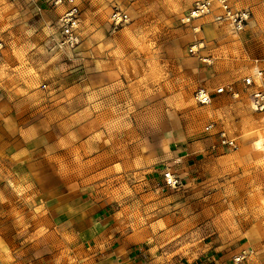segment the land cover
I'll return each instance as SVG.
<instances>
[{"label": "rangeland", "instance_id": "374dc122", "mask_svg": "<svg viewBox=\"0 0 264 264\" xmlns=\"http://www.w3.org/2000/svg\"><path fill=\"white\" fill-rule=\"evenodd\" d=\"M195 1L76 0L71 43L60 27L67 3L0 0V264L86 263L64 209L48 202L66 180L90 196L107 187L159 264H199L211 244L264 264V113L244 83L256 71L249 58L264 57V0H229L251 13L240 32L216 19L219 0L184 23ZM199 88L209 105L195 100ZM64 115L68 178L56 172L67 167L56 142ZM181 140L213 144L205 172H176L182 185L172 187L159 159Z\"/></svg>", "mask_w": 264, "mask_h": 264}, {"label": "crops", "instance_id": "0c3cea01", "mask_svg": "<svg viewBox=\"0 0 264 264\" xmlns=\"http://www.w3.org/2000/svg\"><path fill=\"white\" fill-rule=\"evenodd\" d=\"M40 11L43 15L49 12L48 10ZM58 11L54 10L49 13L56 15ZM255 22L257 24V21ZM257 28H259L258 25ZM249 61L255 66V70H264V57L253 56V59L250 57ZM73 89L72 86H66L64 91L69 93ZM69 100L71 99H67V103L57 110L66 107ZM61 118H65L60 125L64 127L61 131L63 133L56 142L64 144L60 148L64 151L59 159L64 163L63 167H67L65 169L60 167V170L56 172L68 178L71 172L68 169L71 158V148H68V144L71 143H69L67 134V117L64 115ZM212 144V141L205 140H181L176 148L172 150L169 148L159 161L165 165V168L177 172L184 180L196 178L205 172L206 168L203 164L207 161L205 156L208 152L210 153L208 149ZM88 160L85 161L87 165H89ZM114 163L122 164L121 160L116 157ZM63 179L66 180V177ZM87 189L90 191V188ZM87 189H79L74 183L66 180L63 193L56 200H48L50 205L55 203L56 206H62L64 209L66 216L64 222L70 226L67 229H70L71 242L74 248L83 254L85 264H159V257L155 254L154 247L141 245L142 240L139 234L129 229V223H127L129 219L123 216L122 209L115 204L116 198L111 195L110 190L105 187L101 190L103 194L90 196L85 193ZM226 247L228 246L224 244L209 245L205 250L204 260L199 264H231L232 256L236 251L231 247L230 249Z\"/></svg>", "mask_w": 264, "mask_h": 264}, {"label": "built area", "instance_id": "2783aa9c", "mask_svg": "<svg viewBox=\"0 0 264 264\" xmlns=\"http://www.w3.org/2000/svg\"><path fill=\"white\" fill-rule=\"evenodd\" d=\"M214 0H197L192 5L190 10L185 14L183 17L184 23H192L194 20L214 13ZM47 4L51 6H58L64 3L68 4V7L62 13L60 17V27L61 32L65 37L66 42L71 43L74 41V36L71 33L70 29L75 26L79 7L76 3V0H44ZM220 7L222 12L220 14H216V19L225 20L228 24L232 26V29L236 32H240L244 30L247 22L250 19L251 13L247 10H234L231 5L229 4V0H219ZM120 14L117 13L115 16H119ZM117 19L122 20V16L118 17ZM4 48L3 41L0 40V55L2 54V50ZM207 60V59H205ZM264 70L256 69L253 75L246 76L244 79L245 86L247 88H251L252 91L248 92L249 97L251 99L252 107L255 111L264 113V87L262 85V76ZM232 88H229L228 91H232ZM224 86L217 88V93L226 92ZM238 93H233V95H237ZM213 94L208 92L203 88H199L194 93V98L197 103L201 105H209L212 101ZM212 128V124H208L206 129ZM219 138L222 144L226 145H235L234 139H230L226 136L224 132L219 133ZM163 179L164 182L172 187H177L182 185L181 178L177 175V173L169 168H165L163 171ZM250 251L246 249H241L237 253L233 254L232 256V263L231 264H245L249 259Z\"/></svg>", "mask_w": 264, "mask_h": 264}, {"label": "bare ground", "instance_id": "6f19581e", "mask_svg": "<svg viewBox=\"0 0 264 264\" xmlns=\"http://www.w3.org/2000/svg\"><path fill=\"white\" fill-rule=\"evenodd\" d=\"M262 144V138L258 139L256 142H255V145L256 146H260Z\"/></svg>", "mask_w": 264, "mask_h": 264}]
</instances>
